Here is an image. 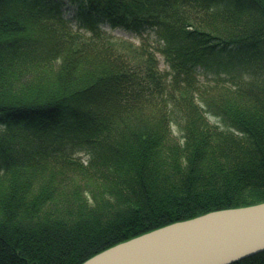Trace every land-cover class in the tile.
<instances>
[{
	"label": "trees",
	"instance_id": "obj_1",
	"mask_svg": "<svg viewBox=\"0 0 264 264\" xmlns=\"http://www.w3.org/2000/svg\"><path fill=\"white\" fill-rule=\"evenodd\" d=\"M70 1L0 0V264L264 201V0Z\"/></svg>",
	"mask_w": 264,
	"mask_h": 264
},
{
	"label": "water",
	"instance_id": "obj_2",
	"mask_svg": "<svg viewBox=\"0 0 264 264\" xmlns=\"http://www.w3.org/2000/svg\"><path fill=\"white\" fill-rule=\"evenodd\" d=\"M263 250L264 201L170 222L80 264H229Z\"/></svg>",
	"mask_w": 264,
	"mask_h": 264
},
{
	"label": "rangeland",
	"instance_id": "obj_3",
	"mask_svg": "<svg viewBox=\"0 0 264 264\" xmlns=\"http://www.w3.org/2000/svg\"><path fill=\"white\" fill-rule=\"evenodd\" d=\"M60 1L62 3V8L64 10L65 16L67 18H72L71 16L73 14V11L75 10L76 4L70 0H60ZM70 24L73 29L78 28L79 32L84 33L86 35L89 34V30L86 27H78L74 19L70 21ZM100 27L103 30L108 31L112 35H116L117 37H120L122 39L130 40L136 45L141 44V42L142 43L145 42L149 45H155L156 43V35H155L156 33L153 28L150 29L149 27H147L141 32H136L134 30H128L123 27L111 29L109 24L106 22L101 23ZM163 56L164 55L162 53L156 50V59L158 61L157 64L159 65L160 69H163L164 67H166V62L164 61ZM211 74L208 72V75H211ZM200 78L205 79V75L200 74ZM208 117H209L210 122L217 123L218 125L223 126L224 122L218 119L217 117H215L214 115L208 113ZM178 121H179V117L177 113H174L172 115V129L175 135H178L180 133L179 128H178ZM78 155L82 158H85V156L82 153H78Z\"/></svg>",
	"mask_w": 264,
	"mask_h": 264
}]
</instances>
